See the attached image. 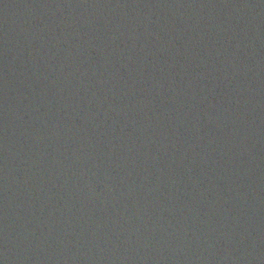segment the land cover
<instances>
[{"label": "water", "instance_id": "95a60500", "mask_svg": "<svg viewBox=\"0 0 264 264\" xmlns=\"http://www.w3.org/2000/svg\"><path fill=\"white\" fill-rule=\"evenodd\" d=\"M0 264H264V0H0Z\"/></svg>", "mask_w": 264, "mask_h": 264}]
</instances>
